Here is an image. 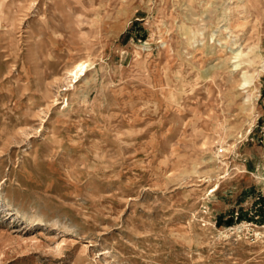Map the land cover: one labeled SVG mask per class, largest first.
I'll return each mask as SVG.
<instances>
[{
  "label": "rangeland",
  "instance_id": "1",
  "mask_svg": "<svg viewBox=\"0 0 264 264\" xmlns=\"http://www.w3.org/2000/svg\"><path fill=\"white\" fill-rule=\"evenodd\" d=\"M262 213L264 0H0V264H264Z\"/></svg>",
  "mask_w": 264,
  "mask_h": 264
},
{
  "label": "bare ground",
  "instance_id": "2",
  "mask_svg": "<svg viewBox=\"0 0 264 264\" xmlns=\"http://www.w3.org/2000/svg\"><path fill=\"white\" fill-rule=\"evenodd\" d=\"M76 68L78 69V72L81 73L82 70L85 68L84 63H80V64L76 65ZM75 74H77V73H75Z\"/></svg>",
  "mask_w": 264,
  "mask_h": 264
},
{
  "label": "trees",
  "instance_id": "3",
  "mask_svg": "<svg viewBox=\"0 0 264 264\" xmlns=\"http://www.w3.org/2000/svg\"><path fill=\"white\" fill-rule=\"evenodd\" d=\"M262 212H263V211H262ZM262 214H264V213H262ZM238 218H239V217H238ZM238 218H237V219H238ZM261 220L264 221V215L261 217ZM232 222H233L232 219L229 220V221H227V225H231Z\"/></svg>",
  "mask_w": 264,
  "mask_h": 264
}]
</instances>
